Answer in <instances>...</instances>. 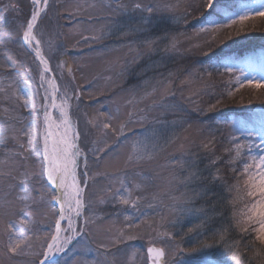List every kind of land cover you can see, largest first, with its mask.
I'll list each match as a JSON object with an SVG mask.
<instances>
[{"label":"rangeland","instance_id":"1","mask_svg":"<svg viewBox=\"0 0 264 264\" xmlns=\"http://www.w3.org/2000/svg\"><path fill=\"white\" fill-rule=\"evenodd\" d=\"M36 1L43 11L32 45L54 78L25 43L36 4L0 0V23L8 20L0 24V264H40L57 226L54 162L45 143L54 95L53 119L77 144L71 154L78 194H71L66 176L63 236L48 264H149L152 247L163 250L164 264H264V109L218 132L244 136L224 154L226 168L240 162L230 176V216L237 232L256 242L248 262L243 251H215L210 243L184 249L174 234L192 212L193 194L185 188L192 156L216 148L207 137L210 121L170 118L179 107L192 117L217 109L220 97L199 68L202 60L225 38L264 34V0L235 1L225 12L239 23L227 31L205 21L222 0ZM152 16L172 24L167 35L144 36L140 21ZM172 57L176 67L166 71ZM236 65L237 77L264 81V51ZM254 128L258 134H251Z\"/></svg>","mask_w":264,"mask_h":264},{"label":"trees","instance_id":"2","mask_svg":"<svg viewBox=\"0 0 264 264\" xmlns=\"http://www.w3.org/2000/svg\"><path fill=\"white\" fill-rule=\"evenodd\" d=\"M235 1L237 0H222L219 2V6H215V12H213L214 10H211V13L209 12L210 15L213 13V17L210 19L205 18V21L207 23L211 22L221 31L234 30L239 21L235 18L234 13L229 17L225 11L235 9ZM2 14L4 15L5 13ZM255 18H259V16L253 15L251 19ZM165 21L164 17L158 19L157 16L150 18L146 22L141 20L140 24L144 26V36L154 39L156 36L167 35L172 28V24ZM7 23L8 20L5 18L0 24L5 26ZM216 44V47L210 52L211 54L205 60H202L199 68L205 69L206 77L211 76L213 79V84L216 88L215 94L220 97L219 106L208 116L197 117H192L190 111H185V108L179 107L181 110L176 111L170 117L171 120L180 123L184 122L185 119L189 120L191 118L202 123L205 120L207 122L210 121L209 123L213 125L209 126L211 131L207 137L216 148L213 153L192 156L194 161L191 162L187 170V173L191 174V180L185 188L193 194L192 197L194 199L187 209V211L192 209L193 214L189 212L188 218L181 220L176 225L177 228H174V234L177 232V238L180 239L184 249H190L195 245L200 248L203 243H210V246L212 245L211 247L215 251L222 247L225 250L226 248H233L241 253L243 251L242 257L248 262L249 258L245 255L254 246H257L256 242L250 241V238H247L244 233L237 232V227L233 226L232 217L230 216L235 208L234 190L230 188L232 181L230 176L234 174L240 162L236 158L233 161L231 159L233 162L231 168H226V155L224 154L232 150L236 145V141L238 142L244 136L241 133L234 136V138H230L218 132L221 130L220 128L226 127L224 125H229L233 119L248 117L251 111L257 107L264 109L263 100H253V98L249 97V95L254 94L264 98V81L259 78L252 79L246 76L244 78L237 77L240 68L236 65L237 62H242L245 59L246 54L255 50L264 51V34L252 35V33H246V36L233 39L225 38ZM153 60V58L150 59L151 62ZM7 64L11 65L12 62L7 61ZM179 65L182 67L180 63ZM191 66L196 65L193 63ZM175 67L176 64L172 57L170 62L166 64L165 70L169 71L170 68ZM185 69L187 70V67ZM218 83H220V86H218ZM209 99L210 96H208L207 100ZM212 104L213 102H210L206 106H212ZM1 105L3 106V104ZM25 111L28 112V109L23 111L26 114ZM2 118L4 116L2 111H0V120ZM217 124L223 125L219 127ZM203 131L205 130L203 129ZM255 133L258 134L254 128L251 134ZM219 256L220 254L218 256L215 255L214 258L217 259ZM219 259L222 260V258ZM253 259L256 262L257 258L253 257Z\"/></svg>","mask_w":264,"mask_h":264},{"label":"water","instance_id":"3","mask_svg":"<svg viewBox=\"0 0 264 264\" xmlns=\"http://www.w3.org/2000/svg\"><path fill=\"white\" fill-rule=\"evenodd\" d=\"M33 3L37 4L38 6H34L33 8V14L30 18V21L28 23L27 29H26V33H25V43L26 45H28V49L31 51V53L35 56L37 62L39 63L42 72L43 73H47L49 74L52 78H54L53 73L51 72L50 68L48 67L46 60L43 56V53L41 51L40 48H38L37 50L32 46L31 44V38L33 35V31L37 26V22L40 18V14L43 10L39 9V3L36 0H31ZM44 9V8H43ZM28 43V44H27ZM56 89L58 91V87L56 85ZM56 99H57V95L53 96L52 99V103H51V108H50V113L48 115V118L45 120V125L47 124L48 121L53 120L54 118V111L56 109ZM47 131V128H46ZM48 149L51 153V155L54 157L53 155V148L50 144V142L48 143ZM53 162L55 167L57 168V172L56 175L54 177V186L53 189L57 195V207H58V221H57V226H56V232L54 237L52 238V240L50 241V243L47 246L45 255L43 257V260L40 264H48L50 261V258L52 256V251L53 248L57 245V243L60 241L61 236L63 234V223L65 220V213H66V204L64 201V194L62 189L60 188L59 185V180H60V169H59V163L58 161L53 158ZM148 256H149V262L150 264H164V252L161 248H157V247H152L149 248L147 250Z\"/></svg>","mask_w":264,"mask_h":264},{"label":"bare ground","instance_id":"4","mask_svg":"<svg viewBox=\"0 0 264 264\" xmlns=\"http://www.w3.org/2000/svg\"><path fill=\"white\" fill-rule=\"evenodd\" d=\"M36 6H38L36 4ZM31 38V44L32 43ZM34 45V44H33ZM32 45V46H33ZM36 50V46H33ZM69 123L70 121L67 119L65 123ZM67 123V124H68ZM47 128V135L45 136V143L48 146V143L50 142L52 148H53V155L54 157L49 154V164L50 162L52 163L53 158H55L58 163H59V169H60V180H59V185L60 188L63 190V193L65 194V190L67 188V183H65V177H69V184L68 189L70 190L71 194H73L74 198H77L78 194V189L76 186V177H75V164L74 161L75 159L72 158L71 150H76L77 144L76 142L72 141V138L70 134H68L67 127L62 125H59L55 122V119L48 121L46 124ZM69 169L68 175L67 170ZM49 170L52 173H55L56 175V170L57 168L55 165L52 163V165L49 166ZM54 175V176H55ZM61 240V239H60ZM59 242L57 243V245Z\"/></svg>","mask_w":264,"mask_h":264}]
</instances>
